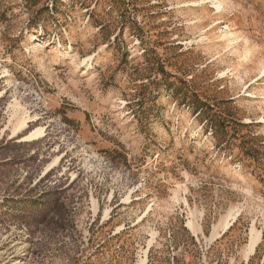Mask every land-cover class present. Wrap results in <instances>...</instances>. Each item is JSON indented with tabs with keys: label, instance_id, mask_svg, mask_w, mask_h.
<instances>
[{
	"label": "rangeland",
	"instance_id": "374dc122",
	"mask_svg": "<svg viewBox=\"0 0 264 264\" xmlns=\"http://www.w3.org/2000/svg\"><path fill=\"white\" fill-rule=\"evenodd\" d=\"M218 1L0 0V264H264V0Z\"/></svg>",
	"mask_w": 264,
	"mask_h": 264
},
{
	"label": "bare ground",
	"instance_id": "6f19581e",
	"mask_svg": "<svg viewBox=\"0 0 264 264\" xmlns=\"http://www.w3.org/2000/svg\"><path fill=\"white\" fill-rule=\"evenodd\" d=\"M216 2L215 6L216 8L219 10L221 8L222 3L219 2L218 0H214ZM90 61V59L84 60L83 62H87ZM16 110H20V106L19 104H16L14 106V111ZM17 113V112H16ZM15 113V114H16ZM17 115V114H16ZM15 115V116H16ZM29 120V117L26 115V113H22L21 115H17L16 119H15V124H14V128H13V134L16 135L21 129H24L27 126V122ZM42 129H35L33 132L29 133L28 135H26L23 139L25 141H33L34 139H37V137L42 136ZM229 223L225 224V228L229 227ZM189 228L195 232L194 230V226L190 223L189 224ZM261 241V234L260 232L256 231L255 228L253 227L251 230V237H250V241H249V245L247 247V257L250 254H253L255 251V248L258 246V244Z\"/></svg>",
	"mask_w": 264,
	"mask_h": 264
}]
</instances>
